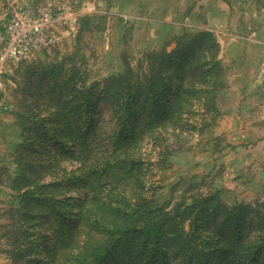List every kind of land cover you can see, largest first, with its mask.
I'll return each mask as SVG.
<instances>
[{
  "label": "rangeland",
  "instance_id": "1",
  "mask_svg": "<svg viewBox=\"0 0 264 264\" xmlns=\"http://www.w3.org/2000/svg\"><path fill=\"white\" fill-rule=\"evenodd\" d=\"M36 4L51 15L43 27L39 49L0 72V264H24L28 260L39 264L45 257L54 259L53 264H71L72 253L66 259L67 251H63L56 259L49 251L43 252L40 243L52 234L57 239L62 236L58 226L65 213L70 219L66 225L76 218L81 187L66 186L70 179H62L65 174L69 177V164H74L73 170L78 161L62 158L58 165L49 166L48 154L40 152L51 145L45 142L51 141L48 131L54 125L42 121L54 117L58 110L55 119L61 122L59 127L68 131L72 143L77 141L75 153L80 130L88 127L98 130L102 145L110 143V132L118 120L109 102L102 99L105 80L127 67L143 80L148 69L144 54L154 49L158 54L169 53L183 41L200 44L201 61H206L201 77H206L211 64L208 57L221 62L223 89L215 98L219 113L198 132L195 128L199 125L192 123L199 119L187 103L172 122L155 127L153 130L165 139L166 155L152 145L154 132L148 130L146 137L137 134L143 130L139 124L144 120L127 125L129 119L125 118V145L142 140L133 157L142 165L139 180L146 188L143 196L149 198L153 193V202L169 214L193 206L196 197L208 195L213 199L201 201L221 211L216 223L232 207L243 208L239 213L243 218L241 241L263 234L257 218L264 223V125L246 124L252 118L264 120V103L259 97L264 93V80L254 81L247 89L249 98L243 100L254 110L246 115L248 119L239 111L242 84L238 74L246 69L241 47L249 44L256 49L255 42H264V0H51ZM19 5L25 6L15 0H0V28L9 11ZM249 69L255 71L256 67ZM200 93L191 96L190 92V101L195 103L194 97ZM131 104L140 103L131 99ZM203 112L209 113L200 108L199 114ZM86 116L94 120L89 125ZM245 128L249 129L248 136ZM26 190L32 193L23 197ZM133 191L126 185L125 195ZM60 204L63 208L57 206ZM31 213L37 215L35 220L27 216ZM190 222V218L185 223L177 219L171 226L184 239L190 233ZM214 226L210 220L204 227L216 235L219 230ZM85 232L89 233L85 225L67 231L72 237L71 249H81ZM174 249L173 245L165 248L168 264H196L194 258L184 260V254ZM131 255H136L134 249Z\"/></svg>",
  "mask_w": 264,
  "mask_h": 264
},
{
  "label": "trees",
  "instance_id": "2",
  "mask_svg": "<svg viewBox=\"0 0 264 264\" xmlns=\"http://www.w3.org/2000/svg\"><path fill=\"white\" fill-rule=\"evenodd\" d=\"M207 37L210 35L207 34ZM197 42H180L176 48L165 54L164 51L158 54L156 49L144 54L143 59L148 60V69L144 71L143 80L133 74L129 67L123 73L105 80L107 84L102 99L109 102L111 111L118 120V125L110 132V143L102 145L100 143L102 141L98 142L101 138L98 130L88 127L80 130L75 153L77 141L72 143L73 141L67 137L68 131L59 127L61 122L55 119L59 114L58 110L54 112V117L42 121L44 124L48 122L54 126L48 131L51 133V141L45 142L51 145L46 149L41 148V155L48 154L49 166L58 165L62 158L70 160L77 158L78 167L72 170L74 164L71 162L69 164L71 169L67 171L69 177L65 174L62 180L70 179L66 180V186L81 187L79 188L81 204L74 213L75 220L66 225L70 219H66L65 213L58 226L62 236L59 239L53 234L44 237L42 242L45 243H40L43 252L49 251L56 259L63 251H67L64 255L66 259L72 253V259L68 261L71 264L117 262L120 264L124 260L128 264H168L169 257L165 248L173 245L175 253L177 251L183 253L184 260L187 261L194 258L196 264H242V261L264 264V233L248 241H241L243 237L241 233L243 218H239V213L243 209L241 206L232 207L231 211L225 212L220 223L214 220L219 219L221 211L204 206L207 200L213 199L208 195L194 198L195 203L191 207L179 208L169 214L164 213V210L153 202V193L149 198L143 196L146 188L139 180L142 165L140 159L133 157L142 140L133 141L129 146L125 145L128 141L124 139L123 131L126 117L129 119L127 125L133 124L137 119L144 120V123L139 124L143 125V130L137 134L146 137L148 130L154 132L151 133L154 136L150 138L152 145L160 147L162 150L159 154L164 155L167 153V147L163 145L165 139L159 131L153 129L172 122L187 103L190 112L199 119L192 123L199 125L195 128L198 132L203 130L204 125L215 121V116L219 113L215 98L223 89L221 62L208 57V63H211L208 72H213H207L206 77L202 74L201 77L200 70L204 72L206 61H201L203 51ZM156 55L159 60H156ZM139 64L142 68V59L139 60ZM197 84L202 85L196 89ZM190 92L191 96L196 92L201 94L195 95V103L190 101ZM199 96L202 97V101H197ZM131 99L134 102L138 100L140 104L132 105ZM200 108L209 113L199 114ZM136 113L138 116L135 118ZM85 120L86 125L94 121L89 116H86ZM131 136L132 134L127 139ZM37 137L32 142L36 141ZM101 146H105L104 150H101ZM119 158L126 159L120 161ZM126 185L130 192L134 189L132 195H125ZM29 193L32 191L26 190L22 195L25 197ZM215 204L220 205L219 201ZM57 206L63 208L61 204ZM27 216L34 220L37 218L34 213ZM189 218L190 233L181 239V233L171 225L177 219H182V223H185ZM210 220L219 230L216 235H211L208 228L204 227ZM257 221L259 226L264 228V223L260 222L262 220L259 217ZM81 225L87 226L89 233H84L81 249H71L72 237L67 231ZM133 249L136 254L134 257L131 255ZM52 260L54 261L45 257L39 264H53ZM32 262L33 260H28L24 264Z\"/></svg>",
  "mask_w": 264,
  "mask_h": 264
},
{
  "label": "built area",
  "instance_id": "3",
  "mask_svg": "<svg viewBox=\"0 0 264 264\" xmlns=\"http://www.w3.org/2000/svg\"><path fill=\"white\" fill-rule=\"evenodd\" d=\"M48 10L36 6L13 7L1 22L0 72L10 64L17 65L40 47L43 27L51 15Z\"/></svg>",
  "mask_w": 264,
  "mask_h": 264
},
{
  "label": "crops",
  "instance_id": "4",
  "mask_svg": "<svg viewBox=\"0 0 264 264\" xmlns=\"http://www.w3.org/2000/svg\"><path fill=\"white\" fill-rule=\"evenodd\" d=\"M15 1L22 3V4H25L26 7L34 8L37 6L36 3H38V4L44 3V2L48 3L51 0H15ZM2 2L6 3V2H8V0H2ZM255 43H257L256 49L255 48L253 49L252 47H250L251 45L247 44L245 46V48L241 47L242 51H240V57H243V59H245L244 61L243 60L242 61L246 67V69L244 71H242L240 69L241 74H238L239 80L241 81V84H242L240 86L241 87L240 88L241 93H240V104H239L240 110L239 111L244 117H246V115L254 112V110H252V107L248 104L249 102L247 103L246 101L243 100L244 98H247V99L249 98L248 93H247V89H248L249 85L253 84L254 81L257 82L260 80H264V42H262V40H261V42H255ZM232 49H233V47H232ZM253 51L255 53V57L251 58V54ZM230 53L234 54L233 51L232 52L230 51ZM260 53H261V57H258ZM256 56L258 57V59ZM253 63H255V64H253ZM251 66L256 67L255 71L249 69V68H251ZM259 97H260V99H263V103H264V93H263V95H259ZM247 99H245V100H247ZM262 108L264 109V104H263ZM246 118L249 119V117H246ZM260 120H261L260 118H252L251 120L248 121V123L246 125H264V120L263 121H260ZM248 132H249V129H246L245 130L246 136H248Z\"/></svg>",
  "mask_w": 264,
  "mask_h": 264
}]
</instances>
